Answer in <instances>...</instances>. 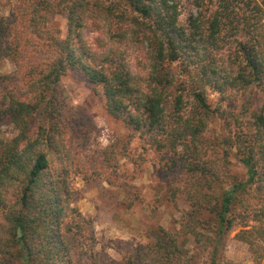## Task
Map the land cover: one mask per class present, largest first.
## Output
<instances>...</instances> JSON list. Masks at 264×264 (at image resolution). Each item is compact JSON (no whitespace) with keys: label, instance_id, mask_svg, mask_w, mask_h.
I'll list each match as a JSON object with an SVG mask.
<instances>
[{"label":"trees","instance_id":"16d2710c","mask_svg":"<svg viewBox=\"0 0 264 264\" xmlns=\"http://www.w3.org/2000/svg\"><path fill=\"white\" fill-rule=\"evenodd\" d=\"M192 4L185 19L180 0H18L0 15V65L15 67L0 74V264H197L203 251L208 264H221L219 249L237 224L236 237L264 264V0ZM53 14L65 17V36L49 26ZM88 24L99 32L95 47L84 39ZM132 50L142 54L141 74ZM70 70L101 87L106 112L178 169L168 193L181 192L189 206L180 229L155 228L152 244L119 261L95 251L93 220L72 204L74 114L60 87ZM208 89L223 99L262 95L246 130L226 142L244 180L212 160L218 145L205 132L217 111Z\"/></svg>","mask_w":264,"mask_h":264},{"label":"rangeland","instance_id":"374dc122","mask_svg":"<svg viewBox=\"0 0 264 264\" xmlns=\"http://www.w3.org/2000/svg\"><path fill=\"white\" fill-rule=\"evenodd\" d=\"M17 1L0 0V15L10 16ZM180 6L183 19L194 8L192 0H180ZM48 19L49 26L58 27L61 35L65 36V17L53 14ZM104 31L101 29V36L107 40ZM83 34L86 42L95 47V38L99 36L97 29L88 24ZM129 58L132 70L141 74L140 51H130ZM14 68L12 63L3 61L0 74ZM60 87L74 114L69 124L73 132L67 136L73 154L70 177L72 204L93 220L95 251L119 261L152 244L151 231L155 228L163 227L167 231L180 229L182 216L189 208L186 196L181 192H176L175 197L168 193L169 182L178 177V169H168L165 160L160 158L145 135L129 131L121 120L111 117L105 110L101 87L95 91L82 73L68 71L61 77ZM207 92L212 109L217 111L205 132L207 140L218 145L214 147L212 160L219 159L227 174L244 180L245 168L238 160V153L235 148L228 149L226 142L246 130L251 123L250 110L260 108L262 95L258 91L226 93L223 99L214 90L208 89ZM245 106L248 107L247 112ZM107 150H113V153L106 154ZM225 150H231L227 161L224 160ZM212 153L211 148L207 157ZM49 159L54 161V156L49 154ZM225 180L228 186L232 177H225ZM252 196L247 199L255 208L259 204ZM248 224L257 223L249 220ZM241 228L242 225L237 224L226 234L219 249L221 264H255L247 243L236 237ZM187 247L190 252L197 251L191 236ZM199 258L197 264H208L207 251H203Z\"/></svg>","mask_w":264,"mask_h":264}]
</instances>
